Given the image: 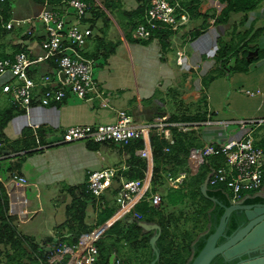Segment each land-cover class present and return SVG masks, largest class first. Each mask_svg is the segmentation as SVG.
Masks as SVG:
<instances>
[{"label":"crops","instance_id":"obj_1","mask_svg":"<svg viewBox=\"0 0 264 264\" xmlns=\"http://www.w3.org/2000/svg\"><path fill=\"white\" fill-rule=\"evenodd\" d=\"M48 1L61 11L68 27L92 29L84 51L94 60L95 89L87 99L70 93L50 106H43L38 100L27 108L13 106L15 115L4 127L8 141L0 142V161L6 160L27 182L13 178L10 172L0 175L8 212L15 217L19 231L49 247L72 234L70 227L63 224L68 217L67 207L75 196H80L86 203V226L102 227L99 241L107 245V257L113 262L120 259L123 264H160L158 240L162 226L158 216L135 210L147 197L139 195L134 201H118L123 180L137 178L130 177L131 174L153 175V151L148 162L137 149L132 150L135 140L127 146L105 142L92 147L80 140L63 142L64 131L72 125L112 122L119 110H125L139 124L150 123L162 115L173 122L190 121L192 127L183 131L196 136L189 153L193 147L240 139L248 133L253 134L256 145L264 148V0L246 12L230 10L224 0H168L182 6L189 21L176 31L160 28L163 31H157L149 41L137 35L136 27L145 22L153 0H108L110 9L103 0H94L101 9L96 8L94 14L91 10L84 17L61 0ZM44 6L43 0L0 2V59L23 50L35 58L47 56L41 44L45 36L41 22L33 25V35L27 33L26 24L6 27L14 19L38 14ZM179 52L183 53L182 64L178 62ZM30 73L36 79L44 74L63 78L48 56L34 64ZM4 81L0 77V108L11 107L9 96L2 91ZM105 98L107 106L102 105ZM144 144L151 146V140ZM189 153L187 165L179 172L189 170ZM108 166L118 167L119 171L107 191L101 196L81 192L77 195L78 190L88 186L89 171ZM162 170L172 172L164 170V166ZM151 182L152 179L147 182L146 195ZM165 183L169 189H176L166 179ZM186 186L188 189V182ZM166 193V189L164 195L161 193L162 206L167 202ZM261 193L264 195V187L253 195ZM151 206L158 208L161 204L155 206L151 202ZM178 207L167 205L163 210L165 214H176ZM119 222L122 231L137 223L142 234L149 237L150 247L136 251L125 239L109 231ZM159 227L157 256L152 240ZM209 227L210 223L198 237Z\"/></svg>","mask_w":264,"mask_h":264},{"label":"built area","instance_id":"obj_2","mask_svg":"<svg viewBox=\"0 0 264 264\" xmlns=\"http://www.w3.org/2000/svg\"><path fill=\"white\" fill-rule=\"evenodd\" d=\"M5 0H0L3 2ZM45 6L42 10L25 19H14L6 24L12 29L22 24L29 25L27 33L33 35V25L41 22L45 29V36L41 41L47 51V56L52 58L57 65L58 76L53 74L41 75L36 79L31 73V67L43 61L47 56L31 57L25 50L19 51L13 57L0 59V77H4L2 91L9 96L11 104L17 107H30L35 100L43 106H50L63 101L70 93L81 99H87L95 89L94 60L85 55L84 48L87 39L92 35L89 27L79 25L67 26V21L59 9L52 6L48 0H43ZM72 8L79 17H84L90 10L86 0H61ZM189 14L180 5L168 0H153L148 7L145 22L139 23L136 33L140 38L151 39L152 29L167 28L178 30L189 21ZM178 62H183V53H178ZM251 94H254L251 92ZM107 106V99L102 101ZM192 123L173 122L167 115L158 116L154 121L139 124L134 121L125 110H119L117 118L112 122L72 125L65 129L63 142L90 141L96 143L115 142L128 144L136 139L150 141L151 134L165 139L173 144L175 139L172 128L187 131ZM166 151L169 148L165 147ZM138 153L149 160L152 149L149 146L137 149ZM220 155L225 163L213 168L209 173V185L215 188L225 187V192L232 203L242 202L249 194L261 192L264 185V148L256 145L253 134L248 133L240 139H227L222 143L208 144L203 147H193L190 150L188 163L189 170L178 175L168 173L166 182L175 188L182 186L189 175L197 174L208 156ZM119 171L118 167L108 166L88 172V186L95 196H101L113 183ZM152 173V171H151ZM12 177L26 183L27 178L18 171L12 172ZM152 176L125 179L119 189L118 201L125 198L134 201L139 195H146ZM155 206L162 202V195L154 191L149 196ZM102 227H97L84 232L75 244L62 242L49 246L43 255L42 264H99L100 249L98 242L102 236ZM66 259L61 260L59 257ZM113 264H121L117 259Z\"/></svg>","mask_w":264,"mask_h":264},{"label":"trees","instance_id":"obj_3","mask_svg":"<svg viewBox=\"0 0 264 264\" xmlns=\"http://www.w3.org/2000/svg\"><path fill=\"white\" fill-rule=\"evenodd\" d=\"M86 1L89 2L91 6L89 11L93 10V14L96 8L101 9L99 4L94 0ZM103 1L105 2L106 8L110 9L111 6L108 0ZM224 1L227 2V6L230 10L246 12L255 9L262 0ZM159 30L163 31V29H160L159 27L157 29H152V36L158 34L157 31ZM149 40L150 39L147 41ZM111 48L114 49L115 46L112 45ZM85 55L87 56L86 53ZM9 103L11 107L5 106L0 108V142L8 141V137L4 132V127L16 112L13 108L14 105L11 104V102ZM197 119L198 118L196 117L195 120ZM172 134L175 139L173 144L151 134L150 140L154 158V171L150 192L145 195L147 198H149L152 192L158 190L159 186L165 183V175L169 172L163 173V170L161 172V166H164V170L170 169L173 175H178L180 173L179 171L187 165L186 157L189 153L190 147L195 145L196 136L192 133H184L177 128H172ZM20 142L21 140L17 143ZM130 143H132V141ZM88 144L95 147L98 143L90 141ZM128 145L130 144L128 143ZM144 145L143 139H136L132 146V150L141 149ZM166 146L169 148V151L167 152L165 150ZM13 147L17 149L16 145H13ZM142 163L146 166L145 161H142ZM224 163L225 159L223 156H208L200 171L195 175H189L185 182L186 185L187 182L189 183L188 189L186 185L176 189L167 188V193L165 195V201L167 202L163 206V203H161V207L158 208L151 206V201L146 200L147 198H145V201L141 204L136 205V211H142L143 213L148 212L158 216L159 222L162 226V234L158 240V247L161 253L160 264H190V257L192 255L194 257L198 255L206 244L210 234L216 230L220 223V219L225 212V207L232 205V202L224 191V186L215 188L209 185L208 190L209 195L217 198L223 205L215 203L211 199L205 197L201 191V185L209 172L213 168L223 165ZM13 171L18 170L10 166L6 160L0 161V175L5 176ZM133 176L140 177L142 174L137 173L130 175V177ZM74 189L75 188L72 190ZM80 192L81 194L88 196H90V194L91 196L93 195L89 190V186H84L83 189L78 190L77 195ZM256 202H264V198L260 196L248 197L244 203L252 204ZM167 205H178L180 206V210L176 214L174 212L165 214L163 208L165 209ZM67 209L68 217L63 226H69L72 234L68 237L61 238L55 244L62 242L75 244L84 232L92 230L91 227L86 226L84 223L86 203H84L80 196H75L73 203L70 204ZM15 220V217L11 216L8 212L6 196L0 185V264H42V262H44L43 255L47 253L46 251H48V247L37 243L32 237L19 231L15 225ZM248 221L249 219L244 209L233 210L228 218L225 234L219 238L217 244L224 242L228 236L234 234V232H236L241 226L245 225ZM171 223L173 224L171 225ZM209 223L210 227L208 232L198 237L199 233L204 231ZM120 224L121 222L114 224L109 231H114L119 239H125L129 246L136 251H144L143 249L150 247L149 237L142 234L141 227L137 225V223L128 226L127 231H122ZM196 238L197 240L195 241ZM98 245L100 249L99 264H113L115 261L113 262L107 257L105 252V250H108L107 245L104 246L100 241ZM143 254L144 253H141V255ZM147 254L151 259L154 258L153 254ZM59 259L65 260L66 258L61 256ZM119 261L123 264L120 259ZM234 261L226 260L222 254H218L213 258L210 264H232Z\"/></svg>","mask_w":264,"mask_h":264},{"label":"water","instance_id":"obj_4","mask_svg":"<svg viewBox=\"0 0 264 264\" xmlns=\"http://www.w3.org/2000/svg\"><path fill=\"white\" fill-rule=\"evenodd\" d=\"M209 177L210 176L208 175L202 183L201 191L205 197L211 199L215 203L222 204L217 198L210 196L208 193ZM245 199L246 198H242V201ZM257 207L262 208L257 209L256 211L260 212L261 209L264 210L263 203L258 204ZM225 208V212L222 215L220 223L217 226L216 230L212 234H210L206 244L198 253V255H196L195 257L192 255L190 257V264H210L213 258L218 254H222L226 260H232L235 257H239L244 254L250 255L253 249H256L257 246L264 244V221L258 223L261 219L264 218V214L258 218H255V207L251 204L246 205L241 203H232L231 206H226ZM235 209L245 210L249 219L248 223L241 226L226 242L222 244H217L219 238L224 235L229 216ZM158 229V234L152 240V244L154 245L157 256H159V251L155 246V242L161 233V227H159ZM207 232L208 230L205 233H202V235L206 234ZM154 264L157 263L154 262ZM237 264H264V255H259L255 257L248 256L245 259H242Z\"/></svg>","mask_w":264,"mask_h":264},{"label":"flooded vegetation","instance_id":"obj_5","mask_svg":"<svg viewBox=\"0 0 264 264\" xmlns=\"http://www.w3.org/2000/svg\"><path fill=\"white\" fill-rule=\"evenodd\" d=\"M254 193H258V192H254ZM254 193H251V194H249L248 195V197H254V196H256V195H258V194H256V195H253ZM260 197H262V198H264V195L261 193L260 195H259ZM247 197V198H248ZM246 198V199H247ZM245 199V200H246ZM245 200H243L242 202H239V203H241V204H245L244 202H245ZM260 203H263L264 204V202H256V203H252L251 205H253L255 208H254V211H256L257 209H260V208H262V207H257V205L258 204H260ZM235 204H237V203H235ZM246 205H249V204H246ZM264 213H261V212H259V211H256L255 212V218H258V217H260V216H262ZM264 221V218L263 219H261L258 223H261V222H263ZM248 223V222H247ZM246 223V224H247ZM235 233V232H234ZM224 234H225V231H224ZM233 235V234H232ZM231 235V236H232ZM231 236H228L227 237V239L224 241V242H226ZM224 242H222V243H224ZM222 243H220V244H222ZM246 255V256H245ZM259 255H264V244L263 245H259V246H257L256 247V249H253L252 251H251V253H250V255H247V254H244V255H242V256H239V257H235L234 259H232L234 262L232 263V264H237V263H239L242 259H245L246 257H248V256H250V257H255V256H259Z\"/></svg>","mask_w":264,"mask_h":264},{"label":"rangeland","instance_id":"obj_6","mask_svg":"<svg viewBox=\"0 0 264 264\" xmlns=\"http://www.w3.org/2000/svg\"><path fill=\"white\" fill-rule=\"evenodd\" d=\"M3 78H4V77H3ZM167 188H168L167 184L164 183L163 185H161V186L158 187V190H159V192L163 193V195H164V190L167 189ZM162 197H163V196H162ZM176 210H177V212H178V211L180 210V206H179Z\"/></svg>","mask_w":264,"mask_h":264},{"label":"clouds","instance_id":"obj_7","mask_svg":"<svg viewBox=\"0 0 264 264\" xmlns=\"http://www.w3.org/2000/svg\"><path fill=\"white\" fill-rule=\"evenodd\" d=\"M153 38H154V36L151 39H153ZM180 64H182V63H180Z\"/></svg>","mask_w":264,"mask_h":264}]
</instances>
